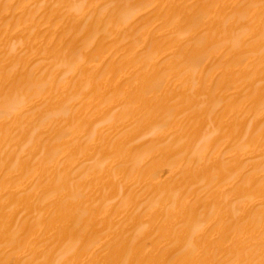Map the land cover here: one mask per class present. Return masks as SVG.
Listing matches in <instances>:
<instances>
[{
	"label": "bare ground",
	"instance_id": "obj_1",
	"mask_svg": "<svg viewBox=\"0 0 264 264\" xmlns=\"http://www.w3.org/2000/svg\"><path fill=\"white\" fill-rule=\"evenodd\" d=\"M0 264H264V0H0Z\"/></svg>",
	"mask_w": 264,
	"mask_h": 264
}]
</instances>
